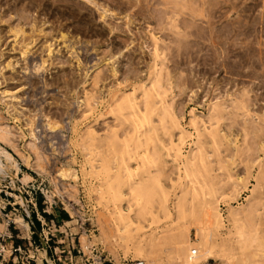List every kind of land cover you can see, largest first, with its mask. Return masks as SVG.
<instances>
[{
    "label": "rangeland",
    "instance_id": "obj_1",
    "mask_svg": "<svg viewBox=\"0 0 264 264\" xmlns=\"http://www.w3.org/2000/svg\"><path fill=\"white\" fill-rule=\"evenodd\" d=\"M104 8L113 15L102 19ZM14 29L22 33L15 37ZM151 33L162 40L158 50L163 53L155 64L161 70L160 84L168 87L166 98L163 97L166 104L165 110L158 106L152 109L154 102L157 105L160 102L152 96L147 120L135 132L132 117L127 110L118 108L115 100L123 92L132 91L134 98L138 97L135 102L139 111H146L139 84L147 82L150 76L155 48ZM22 47L27 49L25 56L21 55ZM107 59L117 68L116 77L110 75L111 64L104 61ZM8 64L10 67L5 68ZM0 70V123L11 128L17 149L27 157L22 160L5 147L15 157L19 172L15 178L16 189L7 180L0 185V190L6 186L9 190L3 191L10 195L20 192L27 201L29 216L19 205L15 210L7 208V212L24 219L28 237L21 233L25 232L24 228L20 231L16 225L10 232L18 237L16 241L29 264L44 263L45 259L37 261V258H41V252L45 253L41 240L50 232L56 235L48 243L50 248L54 247L53 242H58L60 249L66 250L71 242L75 251L81 249L86 253V241L97 248L98 256L106 263L141 260L147 264L137 256L132 240L127 243L118 240V245L111 242L116 235L108 213L112 203H118L119 191L128 196L126 185L138 187L132 198L144 212L154 210L163 201L158 185L164 186L167 192L164 197L171 219L162 218L158 223L148 217L141 220L142 225L148 226L145 239L155 230L160 234L166 227V231L178 228L171 242L167 240L154 253L157 264L179 261L174 248L182 246L186 229L189 244L195 241L204 247L203 238L209 244L201 257L215 253L209 264H226L216 260L226 255L236 258L242 255L248 259L263 255L264 0H0ZM167 77L171 90L166 85ZM94 78L99 79L96 88ZM214 100L219 104V115H214L215 121L214 117L203 118L208 131H203L199 140L189 126L190 111L207 115ZM88 103L95 108L86 111ZM170 113L179 116L186 130L181 146L184 156L178 161H172L164 150L178 137L169 127ZM46 119L57 122L60 128L48 131ZM28 120L34 122L40 168L33 167L36 155L26 147L31 137L23 126ZM190 154L191 165L184 167ZM124 166L134 172L131 180ZM65 168L73 169L77 179L61 180L59 171ZM249 196H252L251 203L245 212H239L238 225L234 228L228 213L230 206L242 207ZM10 197L9 201L15 202ZM207 203L217 206L222 228L200 221ZM177 204L181 214L174 208ZM51 208L56 214L69 217L68 224L55 223L60 232H55L48 219L38 220L44 216L43 212L50 213ZM199 221L203 230L196 232ZM0 223L5 224L6 219L0 217ZM100 231L108 236L114 234L109 240L111 252L102 242ZM237 231L243 236L238 238ZM190 247L198 250L193 245ZM47 251L51 256L50 250ZM73 256L79 264L82 254L75 252Z\"/></svg>",
    "mask_w": 264,
    "mask_h": 264
},
{
    "label": "bare ground",
    "instance_id": "obj_2",
    "mask_svg": "<svg viewBox=\"0 0 264 264\" xmlns=\"http://www.w3.org/2000/svg\"><path fill=\"white\" fill-rule=\"evenodd\" d=\"M95 6V5H94ZM96 8V7H95ZM113 15V13L111 14L109 12V10L107 9H102L101 10V17L102 19H106L107 17ZM169 18V17H168ZM128 24H130V21H128ZM158 25V24H157ZM16 28V27H14ZM158 28V27H157ZM148 29V28H147ZM13 30V29H12ZM11 30V31H12ZM149 30H151L150 32H152L153 30L150 28ZM22 33V31L20 29H14L13 31V36L16 37V35ZM159 33V32H158ZM14 37V38H15ZM151 41L152 43L154 44V49H153V53H152V64H151V67H150V76L149 78L147 79L148 81L147 82H141V84H139V88H140V91H141V95H142V102L144 103V110H146L144 113L142 111H139V108H138V104L135 102L137 98H134V93L131 91H128L129 94H126V93H122L120 97L116 98L115 102L118 103V108L120 109H124V110H127L128 114L130 117H132V121H133V127H134V131L135 132H138V130L140 128H142V125H143V122L147 120V112L149 110V104H150V99L152 98V96H154L156 99H158L160 102H158V105L157 103L154 102V104L151 106L152 109L156 110L157 106L158 108H165V104L166 102H164V98L166 96V93L168 91V87L167 88H164L163 84H160L159 80L158 79V74L159 72L161 71L160 68H158V66L155 64L156 62V59L162 55L163 52H159L158 50V45H160V41L162 40H158V38L156 37V35H152L151 33ZM164 43V42H163ZM162 43V44H163ZM26 46V45H25ZM28 47V46H27ZM23 48V47H22ZM24 49V48H23ZM26 47L25 49L22 51L21 55L25 56L26 54ZM47 50L48 52L50 53L51 49H50V46L47 47ZM51 54V53H50ZM113 59V58H112ZM104 61H107L108 63L107 64H111L109 66V70H110V75L113 77H116L117 75V68H114V65H113V61L110 63V59H107V60H104ZM44 63V61H43ZM42 66V65H41ZM5 67V66H4ZM7 67H10V65H6L5 68ZM117 67V66H116ZM163 67V66H162ZM165 68V67H164ZM2 72V70H0ZM168 71V70H167ZM98 73V71L96 72ZM119 73V72H118ZM167 73V72H166ZM165 73V74H166ZM100 75V71H99V74ZM94 76V75H93ZM161 76V75H159ZM168 76V74H167ZM98 77V76H97ZM103 78V77H102ZM169 77H167V83L166 85L167 86H170V90H171V82H170V79H168ZM96 78H94V84L98 83L97 82V79L95 81ZM107 79V78H106ZM116 79V78H115ZM124 79V78H123ZM99 80V79H98ZM105 80V79H103ZM119 80V79H118ZM125 80V79H124ZM163 80V79H162ZM91 81V82H92ZM146 81V80H145ZM101 82V81H100ZM115 82V81H114ZM119 82V81H117ZM116 82V83H117ZM87 83V82H86ZM93 83V82H92ZM91 83V85H92ZM102 83V82H101ZM125 83V82H124ZM162 83V82H161ZM164 83V82H163ZM90 84V83H89ZM93 84V85H94ZM119 84V83H118ZM117 84V85H118ZM132 84V83H131ZM173 84V83H172ZM92 85V86H93ZM103 85V84H102ZM124 85V84H123ZM147 85H149L148 89H147ZM85 86V85H84ZM96 86H98L97 84L95 85V88ZM105 86V85H104ZM122 86V85H120ZM111 87V86H110ZM118 87V86H117ZM173 87V86H172ZM104 88V87H103ZM106 88V87H105ZM113 88V86H112ZM108 89V87L106 88ZM115 89V87H114ZM125 89V88H124ZM110 90V89H109ZM106 91V90H105ZM113 91V90H112ZM89 92V91H88ZM107 92V91H106ZM118 92H119V89H118ZM5 93V92H4ZM7 93V92H6ZM5 93V94H6ZM109 93V91H108ZM4 94V95H5ZM110 94V93H109ZM108 94V95H109ZM171 94V93H170ZM3 95V94H2ZM14 95V94H13ZM89 95V94H87ZM85 95V96H87ZM104 95V94H103ZM7 96V94L5 95ZM9 96V95H8ZM101 96V95H100ZM139 96V95H138ZM83 97V96H82ZM98 97V95H97ZM106 97V96H105ZM7 98V97H6ZM9 98V97H8ZM10 98H14V96H10ZM84 98V97H83ZM90 98V97H89ZM166 98V97H165ZM228 98V97H227ZM5 99V98H4ZM85 99V98H84ZM87 99V98H86ZM99 99V98H97ZM109 99V98H108ZM233 99V98H232ZM234 100V99H233ZM237 100V99H236ZM99 101V100H98ZM97 101V102H98ZM104 101V100H103ZM169 101V100H168ZM222 101V100H221ZM247 101V100H246ZM93 102V101H91ZM96 102V103H97ZM102 101H100L101 103ZM232 102V101H231ZM235 102V101H234ZM243 102V101H242ZM241 102V103H242ZM9 103V102H8ZM95 103V104H96ZM139 103V102H138ZM153 103V102H152ZM171 103V102H170ZM10 104V103H9ZM85 104V103H83ZM107 104V103H106ZM113 104V103H112ZM209 104H210V101H209ZM240 104V103H239ZM244 104V103H243ZM246 104V103H245ZM5 105H8V104H5ZM91 105V104H90ZM169 105V104H168ZM167 105V106H168ZM235 105V104H233ZM238 105V103H237ZM242 105V104H241ZM14 106V105H13ZM82 106V105H80ZM87 110H90L91 107H94V106H89V103L85 105ZM143 106V105H142ZM223 106V105H222ZM239 106V105H238ZM245 106V105H244ZM10 107V106H9ZM12 107V105H11ZM78 107V106H77ZM95 108V107H94ZM94 108H91V109H94ZM113 108V107H112ZM170 108V107H169ZM247 108V107H246ZM8 109V108H7ZM107 109V108H106ZM219 104L217 101H213L211 102L210 104V107H209V111L207 110L208 114L207 115H200L196 112H194V110L192 109L190 111V120H189V126H192L193 128V131L198 135V138H197V135H196V138L199 139V136L200 134L203 132V131H208L206 128H205V124H204V121H203V118H212L214 117V121H215V118L217 119L216 116V113L219 115ZM225 109V108H224ZM240 109V108H239ZM243 109V108H242ZM245 109V108H244ZM102 110V109H101ZM165 110V109H164ZM248 110V109H247ZM107 111V110H106ZM168 111V110H167ZM246 111V110H245ZM154 112V111H152ZM151 112V113H152ZM172 112V111H171ZM247 112V111H246ZM249 112V111H248ZM87 113V112H86ZM159 113V112H158ZM167 113V112H166ZM19 114V112H18ZM84 114V112H83ZM105 114V113H104ZM150 114V113H149ZM157 114V113H156ZM158 115V114H157ZM213 115V116H212ZM84 116V115H83ZM82 116V117H83ZM122 116V115H121ZM169 127L171 126L170 130L172 131H176L177 134H178V137L177 138H174L171 140V144L170 145H167L169 147H163L164 150H166V153L168 154L167 157L171 158L172 161H178V160H181V157L184 156V155H181V146L183 145V142H184V138H185V131L183 129V127L181 126L182 124H180V120H179V116L176 117V115H174L173 113L169 115ZM224 116V115H223ZM160 117V116H159ZM166 117V116H165ZM264 117V116H263ZM29 118V117H28ZM85 118V117H83ZM122 118V117H121ZM161 118V117H160ZM220 118V116L218 117ZM126 119V118H124ZM211 119V120H212ZM220 120V119H219ZM115 121V120H114ZM117 121V120H116ZM151 121V120H150ZM154 121V120H153ZM165 121V120H164ZM162 121V122H164ZM218 121V120H217ZM219 122V121H218ZM116 123V122H115ZM131 123V122H129ZM154 123V122H153ZM157 123V122H156ZM155 123V125H156ZM213 123V122H212ZM104 124V123H103ZM106 124V123H105ZM146 125V123H144ZM149 124H151L149 122ZM160 124V123H159ZM211 124V123H210ZM217 124V123H216ZM215 124V125H216ZM33 125H34V122L32 120H28L26 123H25V126L23 127H26V130L28 131V134L29 136L31 137V140L29 143H27L26 141V147H28L29 150L32 151V153L34 152V154L36 155V161L35 163L33 164V167H38L40 168V165H39V161H40V155H39V152H38V148L36 146V141H37V137L35 135V130L33 129ZM166 125V124H165ZM213 125V124H212ZM264 125V124H263ZM154 126V125H153ZM210 126V125H209ZM45 127L47 128L48 131L50 132H55L57 131L59 128H60V125L55 122V121H52V120H49V119H46V123H45ZM89 127V126H88ZM149 127V126H148ZM151 127V126H150ZM161 127V126H160ZM168 127V126H167ZM207 127V126H206ZM227 127V126H226ZM110 128V127H109ZM126 128V127H125ZM147 128V127H146ZM152 128V127H151ZM163 128V126L161 127ZM112 129V128H111ZM148 129V128H147ZM146 129V130H147ZM209 129V128H208ZM221 129V128H220ZM14 130V129H13ZM25 130V129H24ZM153 130V129H152ZM110 131V130H109ZM126 131V130H125ZM210 131V130H209ZM216 131V130H215ZM86 132V131H84ZM143 132V131H142ZM220 132V131H219ZM22 133V132H21ZM94 133V131H93ZM156 133V132H155ZM165 133V132H164ZM212 133V132H211ZM23 134V133H22ZM87 134V133H86ZM133 134V133H132ZM136 134V133H135ZM147 134V133H146ZM166 134V133H165ZM169 134V133H168ZM189 134V132H188ZM209 134V133H208ZM213 134H214V131H213ZM110 135V134H109ZM142 135V134H141ZM155 135V134H154ZM170 135V134H169ZM174 135V134H173ZM190 135V134H189ZM217 134H215L216 136ZM24 136V135H23ZM28 136V137H29ZM38 136V135H37ZM123 136V135H122ZM149 135H147L148 137ZM175 136V135H174ZM177 136V135H176ZM117 137V136H116ZM171 137V136H170ZM227 137V136H226ZM137 138V137H135ZM143 138V137H141ZM215 138V137H214ZM223 138V136H222ZM93 139V137H92ZM125 139V138H124ZM138 139V138H137ZM157 139V138H156ZM212 139V138H211ZM16 136L14 133H12V130L10 127H7L6 124L5 125H2L0 123V185L1 184H4L7 182V180H10V185H12L14 189H16V185H15V178H16V175L17 173L19 172V166H18V163L17 161L14 159L15 157H13L6 149V148H10L12 151H14L15 153H17L22 160H25L27 157H24V155H22L19 150L17 149V146H16ZM110 140V139H108ZM117 140V138H116ZM153 140V139H152ZM162 140V139H161ZM200 140V139H199ZM228 139H226L227 141ZM158 141V140H157ZM213 141V139H212ZM117 142V141H116ZM159 144H161L160 142H158ZM214 143V141H213ZM230 143V142H229ZM189 144V143H188ZM198 144V143H197ZM88 145V144H87ZM86 145V146H87ZM162 145V144H161ZM206 145V144H205ZM189 146V145H188ZM209 146V145H208ZM215 146V144H214ZM218 146V145H217ZM88 147V146H87ZM92 147V146H91ZM162 147V146H161ZM151 148V147H150ZM202 149V147H200ZM259 148V147H258ZM87 149V148H86ZM162 149V148H160ZM162 149V150H163ZM85 150V148H84ZM94 150V148H93ZM161 150V151H162ZM216 150V149H215ZM10 151V150H9ZM40 151V149H39ZM109 151V150H108ZM160 151V150H159ZM201 152V151H200ZM205 152V151H204ZM91 153V152H90ZM98 153V152H97ZM119 153V152H118ZM157 154V153H156ZM219 154V153H218ZM96 155V153H95ZM94 155V156H95ZM192 154H190L186 160H185V163L186 165L184 167H189V165H191V157ZM201 155V153H200ZM199 155V156H200ZM209 155V154H208ZM116 156V155H115ZM121 156V154L119 155ZM161 156V155H160ZM198 156V155H197ZM35 157V156H34ZM98 157V156H96ZM157 157V156H156ZM114 158V157H113ZM185 158V157H184ZM193 158V157H192ZM209 158V157H208ZM227 158V157H226ZM122 159V157H121ZM194 159V158H193ZM230 159V158H229ZM114 160V159H113ZM112 160V161H113ZM199 160V159H198ZM91 161V160H90ZM122 161V160H121ZM125 161V160H124ZM212 161V160H211ZM200 162V161H198ZM255 162V161H254ZM33 163V162H32ZM202 163V161H201ZM212 163V162H211ZM112 164V163H111ZM123 164V162H122ZM126 164V163H125ZM124 165V164H123ZM89 166V165H88ZM125 167V166H124ZM123 167V168H124ZM131 167V166H130ZM127 167H125V170H126ZM127 169H130V168H127ZM93 170V169H92ZM95 170V169H94ZM187 170V169H186ZM219 170V169H218ZM231 170V169H230ZM106 171V170H105ZM104 171V172H105ZM118 171V170H117ZM225 171V170H224ZM124 172V171H123ZM122 172V173H123ZM118 173V172H117ZM134 173V172H133ZM131 173V171H127L126 170V174L128 175V179L131 180V178L134 176V174ZM185 174V173H184ZM259 174V173H258ZM138 175V174H137ZM136 175V176H137ZM187 175V174H186ZM234 175V174H233ZM155 176V175H154ZM185 176V175H184ZM59 177L61 180H66L68 178L72 179V180H75L77 179V173L73 170V169H70V168H65V169H61L59 171ZM135 177V176H134ZM233 177V176H232ZM243 177V176H242ZM261 178V176L259 177V179ZM155 179V178H154ZM229 179V178H228ZM232 179V178H231ZM235 179V178H234ZM241 179V177H240ZM263 179V178H262ZM239 180V179H238ZM243 181V179H241ZM258 180V179H257ZM230 181V180H229ZM240 181V180H239ZM238 181V182H239ZM129 182V180H128ZM142 182H144V180H142ZM155 182V180H154ZM138 183H141V182H138ZM259 182H257L256 184H258ZM128 184V183H127ZM143 184V183H142ZM153 184V183H152ZM159 184V183H157ZM228 184V183H227ZM141 185V184H140ZM236 185V184H235ZM139 186V185H137ZM255 186V185H254ZM259 186V185H258ZM127 190H128V196L127 194L123 193L122 191H119L117 194V198H118V203L114 202L112 203V207H111V210L109 211L108 215L110 218V221H111V224L110 226H112L111 228H113L114 232H115V237L113 236L114 234H110V236H108L104 231H100L101 234H100V237L102 238V242H105L106 243V248L107 250H109L111 252V249H113L111 247V242H113V245L114 243H117L118 245V240L121 241V243L123 241H125L126 243L129 242L130 240L133 241V247L135 249V252L137 253V256L140 257L141 259H144L146 260L147 264H157V256H155V252H159V247H162L161 245L162 244H166V241L167 240H170L171 242V239L173 238V235L176 234V232L178 231V228L177 229H171L172 231H169V232H173V234L171 235L168 231H166L167 227L163 229V231L159 234V233H155L153 235H149L150 237L148 239H145L144 235L147 231V228L148 226H144L142 225V222L141 220L145 221L146 218H151L152 222L153 220H156L155 222L158 223L162 218L164 219H171V213L169 212L170 210H168V206H167V200H165V195H167V192L165 191V188L164 186H161V185H158V192L160 194V196H162L160 198V200L162 199L163 201H160L159 203H157L158 206H156L154 208V210H150L149 212H144V209L140 206L139 203H137L135 201V198H132L133 197V193H135L138 189V187L136 186H127ZM187 187V186H186ZM111 188V187H110ZM144 188V187H143ZM140 189V187H139ZM145 189V188H144ZM234 189V188H232ZM215 190V189H214ZM217 190V189H216ZM1 191V190H0ZM139 191V190H138ZM218 191V190H217ZM252 193H254V191H252ZM137 194V193H136ZM213 194V193H212ZM217 194V193H216ZM197 195V194H196ZM14 198L15 200V203L17 205L20 206V208L24 211V213L26 214V216H29V211H28V205H27V201L23 198L22 194L20 192H18V195H10ZM112 196H114L112 194ZM182 196V195H181ZM103 197V196H102ZM168 197V196H167ZM198 197V196H197ZM214 196L212 195V198ZM137 198V196H136ZM227 198V197H226ZM231 198V197H230ZM103 199V198H102ZM112 199V198H111ZM110 199V200H111ZM214 199V198H213ZM223 199V198H222ZM106 200V199H105ZM251 200H252V196H249L247 199H246V204L243 205L242 207L240 208H231L230 206V211H228L229 213V218L231 220V222L233 223V226L234 225H238V216L240 215L239 212L240 211H244L247 209V207L249 206V204L251 203ZM107 201V200H106ZM211 201V198L210 200ZM213 201V200H212ZM211 201V202H212ZM217 201V200H216ZM105 202V201H103ZM112 202V201H110ZM214 204V203H211L209 204L210 206H208V203L206 204V206H203L205 207V209L203 210V213H202V220H200L201 222L204 221V222H208V223H212L214 224V226H216L217 229H220L222 228V223H221V216L219 215V212L217 213V206L215 205L216 208L212 207L211 205ZM0 206L1 207H4V201L3 199L0 198ZM202 206V205H201ZM235 207V206H234ZM238 207V206H237ZM177 211L178 214H181L182 213V209L180 208V206H178V204L174 207ZM201 208V207H200ZM72 209V208H71ZM203 209V208H202ZM107 210V209H106ZM175 211V210H174ZM107 212V211H106ZM240 212V213H242ZM177 214V215H178ZM185 214V213H184ZM228 215V214H227ZM183 215H179V217L182 218ZM135 218L137 220H135ZM8 219L12 220L14 222V224L16 225V227L18 226L19 230L21 231L22 228H24V219L20 216H17L15 215L14 212L10 211L8 213ZM107 220V219H106ZM199 221V222H200ZM199 223V225L197 226L196 228V232H199L201 230H203V227H202V223ZM67 223V222H66ZM72 223V222H71ZM110 223V222H109ZM240 223V222H239ZM65 224V223H64ZM155 224V223H154ZM172 226V225H171ZM170 226V227H171ZM175 226V225H174ZM195 226V225H194ZM232 226V227H233ZM107 227V226H106ZM152 227V226H151ZM158 227V226H157ZM196 227V226H195ZM5 228V225L0 223V231H3ZM235 228V226H234ZM100 229V228H99ZM112 229H109L108 231H110ZM160 231L162 229H159ZM24 231L25 232H22L26 237H28V234H27V228H24ZM154 231V230H153ZM159 231V232H160ZM203 232V231H202ZM201 232V234H202ZM238 232V238L243 236L241 235V233ZM178 233V232H177ZM231 233V232H230ZM229 233V234H230ZM235 233V232H234ZM106 234V235H105ZM150 234V233H149ZM188 234H189V230L186 229L185 232H184V236H185V241L183 242L182 246L181 247H175L174 248V255L175 257L179 260L176 262V264H209L208 263V260L210 259H213L215 256L213 253L211 254H208L207 256L205 257H201V254L204 253L206 247L209 245L206 240L203 238L204 240V247L203 246H198L196 245L195 241L192 242V244H189L188 241H187V237H188ZM236 234V233H235ZM234 234V235H235ZM236 235V236H237ZM23 236V235H22ZM228 236V234L226 235ZM114 237V238H112ZM203 237V236H202ZM246 237V236H245ZM100 238V239H101ZM112 238V239H111ZM84 239V238H83ZM112 240L111 242L109 240ZM197 240V239H196ZM221 240V239H220ZM264 240V239H263ZM202 241V240H201ZM228 241V240H227ZM259 241V240H258ZM85 242V245H84V249L85 250H88V248L90 247L86 241ZM262 242V241H261ZM264 242V241H263ZM104 243V244H105ZM169 243V242H168ZM227 243V242H226ZM260 243V242H259ZM84 244V243H83ZM131 244V243H130ZM242 244V242H241ZM240 244V245H241ZM116 245V244H115ZM122 245V244H120ZM125 244H123L124 246ZM195 246L198 248L195 249L194 247H190V246ZM263 247H264V243L262 244ZM261 245V246H262ZM223 246V245H222ZM226 246V245H225ZM229 246V245H228ZM125 247H127L125 245ZM263 249V248H262ZM124 251V250H123ZM127 251V250H126ZM134 252V253H135ZM127 254V253H126ZM220 254V253H219ZM218 256V254H217ZM242 255L239 256V258H236V256H224L223 258H220L219 259H216L217 261H225L226 264H264V253L262 256H259L258 258L254 257V258H245V257H241ZM245 256V255H244ZM137 257V258H138ZM176 259V260H177ZM115 260V259H114ZM38 264H43L42 262L38 263Z\"/></svg>",
    "mask_w": 264,
    "mask_h": 264
},
{
    "label": "built area",
    "instance_id": "obj_3",
    "mask_svg": "<svg viewBox=\"0 0 264 264\" xmlns=\"http://www.w3.org/2000/svg\"><path fill=\"white\" fill-rule=\"evenodd\" d=\"M0 191V198L4 201V207L0 206V217L2 219H6L5 228L3 231H0V264H29V259L25 258L22 254V246L17 243V236L12 235L10 232V228H14V222L8 219L7 208L14 210L15 206H12L9 202L11 200L10 194L6 191L9 190L8 187H3ZM6 190V191H3ZM11 190V189H10ZM53 226V225H52ZM55 227V226H53ZM55 232H60L55 227ZM50 236V238H49ZM52 238L56 239V235L54 233H47L46 236L43 237L42 241L44 242L46 251L49 249L51 256H49L52 264H77L74 261L73 253H77L82 256L80 257L79 264H110L106 263L105 260H101L100 255L98 256L97 248L94 246H90L86 253L80 249V251H75L73 243H69L66 250L60 249L58 242H53L54 247H49L48 243L51 242ZM21 240V239H19ZM48 252V251H47ZM66 254V257L63 258V255ZM63 258V261H62ZM122 264H145L144 261L135 260L132 262H123Z\"/></svg>",
    "mask_w": 264,
    "mask_h": 264
},
{
    "label": "crops",
    "instance_id": "obj_4",
    "mask_svg": "<svg viewBox=\"0 0 264 264\" xmlns=\"http://www.w3.org/2000/svg\"><path fill=\"white\" fill-rule=\"evenodd\" d=\"M10 202V201H9ZM10 204L12 206H17V204L15 202L11 203ZM14 209V208H13ZM15 210V209H14ZM50 213H42L44 216H39L38 220H43V221H46V219H48L47 221H49L53 226H55V223L57 222H61V223H65V224H68V220H69V217L68 215H65V214H62V213H58L56 214V211H54V209L51 208V211H49ZM67 222V223H66ZM17 229L19 230L18 226H17ZM41 258H37V261L38 260H41L42 259H46V254L44 252H41ZM52 263V262H51Z\"/></svg>",
    "mask_w": 264,
    "mask_h": 264
},
{
    "label": "water",
    "instance_id": "obj_5",
    "mask_svg": "<svg viewBox=\"0 0 264 264\" xmlns=\"http://www.w3.org/2000/svg\"><path fill=\"white\" fill-rule=\"evenodd\" d=\"M34 231H35V234L37 235V236H39L38 235V233H37V231L34 229ZM41 244H42V247H43V250L45 251V254H46V259H45V261H44V263L43 264H52L51 263V261H50V259H49V256L47 255V251H46V249H45V245H44V243H43V241L41 240Z\"/></svg>",
    "mask_w": 264,
    "mask_h": 264
},
{
    "label": "trees",
    "instance_id": "obj_6",
    "mask_svg": "<svg viewBox=\"0 0 264 264\" xmlns=\"http://www.w3.org/2000/svg\"><path fill=\"white\" fill-rule=\"evenodd\" d=\"M40 203V202H39ZM40 207V205H38ZM38 224V223H37Z\"/></svg>",
    "mask_w": 264,
    "mask_h": 264
}]
</instances>
